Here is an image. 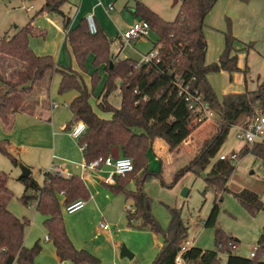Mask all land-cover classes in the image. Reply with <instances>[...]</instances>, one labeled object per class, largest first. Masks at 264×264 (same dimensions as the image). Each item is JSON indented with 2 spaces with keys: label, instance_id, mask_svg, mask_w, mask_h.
<instances>
[{
  "label": "trees",
  "instance_id": "trees-1",
  "mask_svg": "<svg viewBox=\"0 0 264 264\" xmlns=\"http://www.w3.org/2000/svg\"><path fill=\"white\" fill-rule=\"evenodd\" d=\"M68 1L43 0L40 9L26 25L15 28L10 38H0V55L21 64L19 69L7 76L0 70V123L11 125L13 116L23 106V96L47 72L60 75L58 94L71 91L77 93L69 105L71 118L64 129L69 130L77 123L85 126V132L77 140L79 147L84 146L83 162L106 157L112 147H118L122 156L132 161L133 171L126 177L134 182L135 189L122 188L121 177H116V184L108 185L107 189L112 194L122 193L126 199L133 201L135 212L126 215L127 227L148 230L162 238L161 250L151 264H176L179 248L188 237V227L179 209L167 208L170 219L165 229L151 214V199L144 192V186L152 178H160L161 173L145 169L151 144L155 138H160L168 145L170 153H173L188 140L202 123L196 121L198 113H193L189 108L188 96L183 89L188 87L190 94L199 93L215 114V133L204 142L189 164L176 172L174 179L177 180L187 171L199 175L211 166L204 181L206 189L213 190L216 199H219L233 167L220 161L217 154L233 126L264 111V79L255 90L225 95L221 102L215 96L206 75L219 71L230 74L240 71L233 47L236 39L231 33L229 21L224 32L225 48L218 62L205 64L207 45L203 35L204 19L217 0H181L172 21L163 20L145 4L136 1L131 10L132 15L146 22L149 31L157 38L152 50L158 51L159 59L147 65L111 56V40L107 33L97 25V32L90 34L85 18L79 19L71 28L72 18L61 10ZM240 1L248 3L250 0ZM39 15H57L61 18L65 46L69 48L79 72L70 67L58 66L51 56H38L34 53L29 39L35 33L32 22ZM251 48L252 44H247L243 50L248 52ZM89 56L90 65L94 69L91 72L90 89L80 74L89 72L86 66ZM99 67H102L106 79L95 106L101 113L110 114V119L97 116L90 104V98L100 81ZM241 72L246 75L248 68L245 67ZM117 80L120 82L118 108L108 102L110 94L117 89ZM8 147V141H0V153L13 166H18V158L9 152ZM240 152L243 156L251 154L264 166V142L245 144ZM43 176L42 186L30 176L17 179L24 186L19 200L23 205L36 203L35 210L44 217L42 226L61 262L99 264L93 255L74 247L67 235L61 211V205L64 207L77 199H89L90 193L82 178L76 175L58 176L50 171ZM8 179V175L0 171V264H36L42 247L38 242L30 248L24 247V230L29 221L19 219L7 210L6 202L12 197L7 187ZM233 196L251 214L255 215L263 208L258 196L249 190L233 193ZM60 198L62 201H59ZM218 213L219 206L215 201L203 222L205 228L215 229V250L204 251L192 246L182 254L185 264H219V254L227 256L225 264H264V226L257 240L254 257L242 258L233 255L238 241L216 227ZM134 221L139 223L135 225Z\"/></svg>",
  "mask_w": 264,
  "mask_h": 264
},
{
  "label": "rangeland",
  "instance_id": "rangeland-1",
  "mask_svg": "<svg viewBox=\"0 0 264 264\" xmlns=\"http://www.w3.org/2000/svg\"><path fill=\"white\" fill-rule=\"evenodd\" d=\"M136 1L138 0H71L73 5L66 3L62 6L61 10L65 13H68L73 19L76 15H80L78 14L80 11L83 14L88 13V10L94 5H97L98 2H100L102 5H105V7L111 5V11L104 9L101 6L97 7V10H95L97 20L102 23L103 29L111 40L109 45V54L111 56H117L120 59H132L140 63L143 59V56L152 51V42L155 40L154 33L149 32L145 38L132 40L130 42H126L120 38V35H122V33L135 21L131 10L134 7ZM139 1L150 3V5L153 7V10H156L159 13V16L165 21H172L175 18L178 10L176 6H172V0ZM251 1V4L254 5L255 13L258 16L264 18V0H250L249 2ZM41 5L42 0H0V36L11 35L12 25H16L18 27L24 26L40 9ZM78 5L80 6L79 11ZM30 6L32 8H30ZM87 15L88 14H86V16ZM44 20H46L45 15H39L34 21H36L38 25L41 23L43 27L49 28ZM52 21H54L56 27H58L59 30H62V21L59 16L52 15ZM48 32L49 36L47 38V43L56 45L57 43L55 42V39L57 34L55 33V30H49ZM256 33L258 34V32ZM261 33L263 36H260L258 48L264 55V29H262ZM53 50L54 48L52 46L47 49V51ZM63 54L66 55V53ZM54 59L57 58L54 57ZM248 66L251 68V76L254 78L253 80H256L257 76L264 77L263 63L260 60L256 63L252 62V65ZM98 75L100 77V81L94 90L96 93H93V97L90 98L92 106H95V102L97 101L103 83L106 79V74L102 68H100ZM59 79V76L55 75L51 85L52 101L57 104V108L52 110L51 122L44 123L39 127L31 128V130H37L41 133L43 146L51 147L53 142L55 145L54 151H50L48 154L49 157L47 168L34 167L32 169V174L30 177L33 178L39 186H42L44 181L43 171H53L55 169L63 171L65 168H68L70 173L72 171H76V174L79 175L77 172H82L80 165L83 160L81 154L78 151V139H73L71 136L73 127L76 124H74L69 130H64V127L70 118V97L75 95V92H69L62 96L57 95ZM82 79L86 85L89 77L84 73ZM116 86L117 89L110 94L108 101L113 107L118 108L120 106V97L118 95V88L120 86L119 80L116 81ZM258 115L264 117V111L259 112ZM52 131L56 133L54 139L52 136ZM194 132L192 133L194 135L191 136V145H185L189 147V149L182 151L180 148H178L177 150L173 151L171 155L174 159V168L176 172L187 166L200 151L204 142L214 135V123L211 121L204 122ZM236 133L237 128L236 126H233L229 130L226 140L217 154V158L219 155H226L232 151L239 154L240 149L245 145V143L236 138ZM187 141H189V139ZM190 153L192 154L191 156ZM12 154L18 158V166H13L10 163V160L0 153V171L6 173L9 178L7 187L12 192V200L9 204L11 211L14 213V215L18 217H25L23 219L29 221L25 231V236L28 238V240L26 241V238H24V245L26 248H30L34 242L37 241L38 237L41 241H44L45 229L42 226L44 217L36 212L35 202L23 205L19 200L23 192V184L17 180L18 176L20 175V166H29L21 161V158L18 156V154L13 151ZM240 154L241 157H239L238 162H230L231 166L233 167V172L225 185V190L222 191V193L218 196L219 199H216L213 190L206 189V184L204 181L205 175L210 170L211 166H209L199 175H196L191 171H187L183 173V175L179 176L177 180L174 179L175 175L166 176L164 174L162 175V173H160V178L156 177L149 180L144 186V192H146V194L151 199V214L156 222L163 229H165L170 219L167 208L179 209L181 218L188 227V237L186 240L191 244V246L200 248L204 251H213L215 250V229L205 228L203 222L208 217L216 201L219 206L216 227L220 228L226 234L231 235L238 241L237 247L233 251V255L242 258H249L250 253L253 252L254 247H256L257 240L262 231V227L264 226V166L251 154L244 156L241 152ZM148 159L151 162L149 169L153 172L159 173V162L156 164L153 163V156L150 154H148ZM43 163H46V160H44ZM38 169H42V171H39ZM104 177L105 174L101 172H90L87 178L91 183L89 186L90 196L97 193V186L107 190L106 187L100 185L99 178ZM184 189L188 190L186 197L181 196V192ZM244 189L253 192L263 203V208L255 215L246 211L233 196V193L240 192ZM59 201H62V199L60 198ZM126 204L134 207L133 201L130 199L126 202ZM61 211L64 224L67 228L71 223L73 224V222L78 219L77 216L81 213L78 211L72 215H68L64 212V207L62 205ZM125 212L124 206L122 210V216L118 218L117 216H113L105 213L102 210H99V218L97 221H95L97 214L96 216L92 215L86 220V222H83V225L81 221V225H79V227L81 229L84 228L85 232L89 235L94 234L96 237V242L105 248L107 245H109L108 231H102L98 228L99 220L104 216V223L110 227L109 231L113 232L111 235L114 236L115 239L117 235L123 239H126L127 242H122L121 247L125 246L128 252L132 255L134 254L130 249L132 248L136 251V256L134 258L131 260H129V258H123L122 261L117 264L152 263L153 259L158 254L157 251L154 252L151 248L154 236L157 237L161 242L162 238L160 236H156L148 230H144L143 232H128L121 230L126 225L125 220L127 213ZM138 223V221H134L135 225ZM76 229L78 230L79 228L77 227ZM117 230L119 233H117ZM43 244L44 243H40L42 247ZM118 256L120 257V251ZM226 260L227 256L225 254H219V264H225ZM262 260L264 261V255L262 256Z\"/></svg>",
  "mask_w": 264,
  "mask_h": 264
},
{
  "label": "crops",
  "instance_id": "crops-1",
  "mask_svg": "<svg viewBox=\"0 0 264 264\" xmlns=\"http://www.w3.org/2000/svg\"><path fill=\"white\" fill-rule=\"evenodd\" d=\"M172 1H173L172 6H176L178 8L181 0H172ZM139 2L145 4L153 12L156 11V10L155 11L153 10V7L150 5V3H145L142 1H139ZM68 3L72 4L71 0H69ZM251 3L252 1L247 4H244L243 2H240V0H217L214 7L206 15L204 19L203 35H204L205 42L207 45L206 53H205V64L206 65L218 62L219 57L224 51V48H225L224 32L227 29V20H229V23H230L231 33L233 37L236 39V42L234 43L233 47L235 49V55L237 57V67L240 71L232 73V74L226 71H219L217 73H209L206 75L207 82L209 83L215 96L220 102L222 101V98L225 95L243 93L245 90H249V91L255 90L257 85L264 79V77L257 76L256 80H253L254 78H252L251 76V68H249L248 66V65L251 66L252 62L256 63L257 61L260 60L263 63V73H264V55L261 52V50L258 48V42H259L260 36L262 35L261 32H262V29H264V18L258 16L255 13L254 5ZM42 4H43V0H42ZM97 5H94L92 8H90L89 9L90 11L88 10V13L86 14H92L95 17L96 24L98 26H101V28L103 29L102 23L97 20L95 10H97V7H100V6L103 7L104 9H107L109 5L105 7V5H102L100 2H98ZM30 8L32 7L30 6ZM79 10H80V6L78 5V11ZM155 13L159 15L157 11ZM78 14L80 15H76L72 19V22L70 25L71 28L75 26V24L77 23L79 19L85 18L86 16V14L81 13V11ZM45 19L46 20L44 21L46 25H48L49 28L43 27L41 23L38 25V23L34 21L35 19L33 20L34 24L32 22V25L35 28V33L29 39L30 47L32 48V50L34 51L36 55L51 56L53 59L55 57L57 59H54V60L58 66L64 67V68L70 67L71 69L79 72L77 65L75 63V60L73 59L70 53L69 48L65 46V33L62 30H59L58 27H56L54 21H52V15L45 16ZM134 20L137 21V19H134ZM15 28H20V27L16 25H12L11 26L12 34L7 35V36H0V38H5V39L10 38L15 32ZM49 30H55V33L57 34V37L55 39V42L57 43L56 45L47 43L48 42L47 38L49 36V32H48ZM256 32H258V34ZM142 38H145V37H142ZM156 40L157 38L155 36V40L152 42V49H153V45L156 42ZM247 44H252V48L249 49L248 52H245L243 48ZM50 46L54 48L53 51H47V49ZM63 53H66V55H64ZM47 54H53V55H47ZM90 62H91V57L89 56L87 63H86V66L89 69V72L85 73V75L89 77L88 82H86V86L88 89H90V86H91V72L94 70L91 67ZM20 66L21 64L13 60L12 58L4 56V55H0V70L3 73V75L7 76L12 71L19 69ZM245 67L248 68V73L246 75L241 72L245 69ZM100 68L102 67L98 68V74H99ZM80 74L82 77L84 76V73L80 72ZM55 75H58V74L47 72L42 79L34 83L31 91L23 96V100H24L23 106L21 110L13 116L11 125L4 126L3 124L0 123V141L6 140L9 142V147H8L9 152L12 154V151H13L16 154H18V156H20L21 158V161H23L27 166H29L28 168L31 170V174H32V169L34 167L36 168L43 167L45 169L47 168L48 157H49L48 154L50 151H54L55 149L54 142L52 143L51 147L43 146L41 133L38 132L37 130L36 131L31 130L32 127H39L40 125H43L44 123L51 122L52 110L57 108V104L54 103V101H52V95H51V85H52V80ZM58 76L60 78L58 82V87H59L61 77L60 75ZM71 92H75V91H71ZM94 93H96V91H94ZM57 95L62 96L64 94L62 95L58 94V88H57ZM76 96H77V93L75 92V95H72L70 97V104ZM98 101L99 100H97V102ZM90 104H91V101H90ZM92 109L97 114V116H99L100 118L102 119L110 118V114L101 113L96 108V106H92ZM69 114L71 118V113ZM70 118L68 120H70ZM215 121H216V117L212 122L214 123ZM52 134H53L52 136L54 139V136L56 133L52 131ZM192 135L194 134H191V136ZM191 136L188 138L189 141L186 140L179 147L180 150L184 151L186 149L187 150L189 149V147L185 145H188V144L191 145L190 144L192 142ZM78 148H79L78 151L82 157V151L80 150L79 146ZM117 149H118L119 155L122 156L120 149L118 147ZM148 154L153 156V161H152L153 163L156 164L159 162L160 172L162 173V175L163 174L166 176L175 175L176 170L174 168V159L171 156L172 153H170L168 145L162 139L155 138L153 140ZM191 155L192 154L190 153V156ZM44 160H46V163H43ZM82 160H83V157H82ZM150 164L151 162L148 159L145 169L151 171L149 169ZM80 168H81V165H80ZM38 170L42 171V169H38ZM81 171L82 172H77L79 175L76 174V171L75 172L72 171L70 173L68 168H65L63 171H60V172H62L63 177H70L72 175L79 176L80 178H82L83 182L88 187V190H90L89 186L91 184L89 182L90 180L87 179L90 172H95V173L101 172L105 174V177L99 178L100 185H103L107 189V186L109 184H106L104 180L108 176V173H109L108 168L103 167L101 169H97L93 171H83V170ZM46 172L48 171H43V174ZM115 184H116V179L113 185ZM120 184L122 188H125L127 190H134L135 188V187L133 188L134 182L130 178H127V177L121 178ZM107 190L102 189L101 187L97 186V190H96L97 193L94 195H91L87 201L84 200L85 207L83 208V210L79 211L81 213L77 216L78 219L75 220V222L71 221L73 222V224L71 223L68 228L65 226V229H66V232H67V235L70 241L72 242V244L74 245L76 249L78 250L82 249V250L87 251L88 253L93 255L98 260L99 264H117L123 259V258L121 259L118 256L121 243L127 242V241L126 239H123L119 237L118 235L116 236V239H117L116 240L114 236L111 235L113 232L109 231L110 227L108 230H102L99 227L100 223H104L103 221L104 216L99 220L98 228L102 231H108L109 245H107L105 248L96 242V237L94 236V234L89 235L85 232L84 228L81 229L79 227V225H81V221L83 225V222H86V220L90 218L92 215L96 216L97 214L96 219H95V221H97L99 218V215H98L99 210H102L107 214L117 216L118 218L122 216L123 207L129 206L128 204H126L128 199H126L122 193L112 194ZM23 191H24V186H23ZM11 200H12V197L6 202V208L8 211H10L14 215V213L11 211V208L9 207ZM16 217L19 219L25 218V217H18V216ZM77 227L79 228L78 230L76 229ZM26 228L24 230V238H26V241H27L28 238L25 236ZM121 230L128 231V232L129 231H141V232L144 231V230H137L131 227H127V224ZM44 233H45L44 241H41L39 237L37 241H35L41 244L44 243L43 247L41 246L42 249H41L40 254L36 258V261H35L36 264H70L68 262H61L58 259L55 253L54 246L49 241L46 231ZM117 233H119L118 230H117ZM46 237L48 238L47 240H46ZM23 245H24V242H23ZM161 247H162V242L157 237L154 236L153 244L151 246L152 250L154 252L156 251L159 252L161 250ZM130 250H132L134 255H132V257L129 260H131L132 258L136 256L135 249L131 248Z\"/></svg>",
  "mask_w": 264,
  "mask_h": 264
},
{
  "label": "built area",
  "instance_id": "built-area-1",
  "mask_svg": "<svg viewBox=\"0 0 264 264\" xmlns=\"http://www.w3.org/2000/svg\"><path fill=\"white\" fill-rule=\"evenodd\" d=\"M112 6L109 5L107 10H111ZM85 21L87 24V28L90 34H95L97 32V24L95 17L92 14H88L85 17ZM149 33V27L144 21H135L131 26H129L123 33L120 35V38L126 42H130L132 40H136L142 37H146ZM159 59V54L157 50L150 51L147 55L143 56L140 64L147 65L152 62H157ZM179 82V78L177 79ZM183 92L187 94V100H189V108L193 111V113H198L197 122H201L202 124L207 121H213L215 119V114L210 110L208 104L203 101L201 95L197 92L190 94L188 92V87L183 89ZM237 133L236 138L247 145H252L257 142H264V117L257 115L251 118H245L242 122L236 125ZM85 132V126L82 123H78L73 127L71 132V136L74 139H78ZM84 146L80 147L82 151ZM218 159L220 161H224L228 163L230 162H238L239 154L232 151L226 155H219ZM108 168L109 173L104 182L109 185H113L115 183L116 177L124 178L126 175L133 171L132 161L123 156H119L117 159L111 158L108 154L106 157H99L96 160L91 162L81 164V169L83 171H93L101 168ZM55 173L58 176H62V172L60 170L55 169L50 171ZM85 207V201L83 199H77L70 204L64 206V212L68 215L74 214ZM125 211L128 214H133L135 212V208L131 206H126ZM99 227L102 230H108L109 226L100 223ZM48 238L46 237V240ZM191 244L185 240L180 248L179 252L175 258L176 264H185L182 259V254L190 249ZM255 249L250 253V257H254Z\"/></svg>",
  "mask_w": 264,
  "mask_h": 264
},
{
  "label": "water",
  "instance_id": "water-1",
  "mask_svg": "<svg viewBox=\"0 0 264 264\" xmlns=\"http://www.w3.org/2000/svg\"><path fill=\"white\" fill-rule=\"evenodd\" d=\"M109 155L111 156V158L113 159H117L120 155L118 153V149L117 147H112L110 152H109ZM31 174V170L28 168V167H25V166H20V175L18 176V179H23V178H27L29 177ZM187 193H188V190L184 189L182 192H181V196L182 197H186L187 196ZM132 257V254H130L127 249L125 248V246H122L121 247V250H120V258H131Z\"/></svg>",
  "mask_w": 264,
  "mask_h": 264
}]
</instances>
